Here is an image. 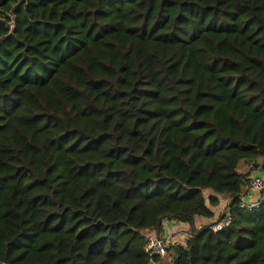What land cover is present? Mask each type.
<instances>
[{"label": "trees", "instance_id": "1", "mask_svg": "<svg viewBox=\"0 0 264 264\" xmlns=\"http://www.w3.org/2000/svg\"><path fill=\"white\" fill-rule=\"evenodd\" d=\"M240 161L264 175V0H0V264H148L164 221L171 264H264Z\"/></svg>", "mask_w": 264, "mask_h": 264}, {"label": "built area", "instance_id": "2", "mask_svg": "<svg viewBox=\"0 0 264 264\" xmlns=\"http://www.w3.org/2000/svg\"><path fill=\"white\" fill-rule=\"evenodd\" d=\"M245 192L241 195V201L239 208L245 211H253L260 207L264 200V178L258 176H250L248 178V184L244 188ZM253 192L258 195L256 198H252ZM230 214L228 211L224 212L215 222L212 223L210 229L213 233L222 232L230 225ZM189 238V236H188ZM169 243L159 238L152 232L146 234V243L143 247V253L148 258V264H171L167 261ZM166 260V261H165Z\"/></svg>", "mask_w": 264, "mask_h": 264}, {"label": "crops", "instance_id": "3", "mask_svg": "<svg viewBox=\"0 0 264 264\" xmlns=\"http://www.w3.org/2000/svg\"><path fill=\"white\" fill-rule=\"evenodd\" d=\"M244 192H245V189H244ZM216 197H218L219 199V206L213 209L216 215L215 219L211 222V221H207L202 218H199V217H195L194 225L196 229L199 230L202 227L210 225L211 223L215 222L224 212L227 211V204L230 198L228 196H219V195ZM151 232L153 234H156L154 231H151ZM161 233L162 234H160V238L166 240L169 243L168 247L185 246L188 240V236H189V225L185 223H181V222L176 224L174 221H164L162 224ZM172 258H173L172 252L168 251L167 261ZM165 264H168V263L165 262Z\"/></svg>", "mask_w": 264, "mask_h": 264}, {"label": "rangeland", "instance_id": "4", "mask_svg": "<svg viewBox=\"0 0 264 264\" xmlns=\"http://www.w3.org/2000/svg\"><path fill=\"white\" fill-rule=\"evenodd\" d=\"M237 171L238 173H241V174H247L249 173V176H258V177H261V178H264V175L261 173V172H258L259 170L257 171H253L251 166L246 164L245 161H240L237 165ZM249 178V177H248ZM211 192L210 191H205L203 192V195L205 198H208L209 196L213 195V194H210ZM257 193L256 192H253L252 194V198H256L257 197ZM176 224H178L179 222L177 221H174ZM203 228V227H202ZM201 228V229H202ZM162 234V233H161ZM168 256V255H167ZM166 256V257H167ZM169 258V257H168ZM167 260V259H166ZM172 259H169V262L171 263Z\"/></svg>", "mask_w": 264, "mask_h": 264}, {"label": "water", "instance_id": "5", "mask_svg": "<svg viewBox=\"0 0 264 264\" xmlns=\"http://www.w3.org/2000/svg\"><path fill=\"white\" fill-rule=\"evenodd\" d=\"M246 164H248V165H249V164H250V161H246Z\"/></svg>", "mask_w": 264, "mask_h": 264}]
</instances>
